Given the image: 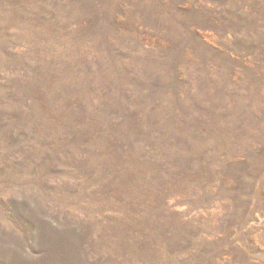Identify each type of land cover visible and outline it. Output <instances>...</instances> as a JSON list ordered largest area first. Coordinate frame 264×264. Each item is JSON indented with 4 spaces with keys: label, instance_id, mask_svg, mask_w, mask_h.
Returning a JSON list of instances; mask_svg holds the SVG:
<instances>
[{
    "label": "rangeland",
    "instance_id": "rangeland-1",
    "mask_svg": "<svg viewBox=\"0 0 264 264\" xmlns=\"http://www.w3.org/2000/svg\"><path fill=\"white\" fill-rule=\"evenodd\" d=\"M0 264H264V0H0Z\"/></svg>",
    "mask_w": 264,
    "mask_h": 264
}]
</instances>
